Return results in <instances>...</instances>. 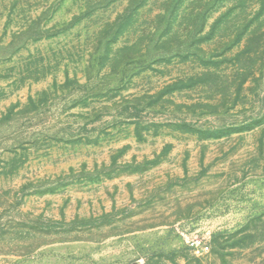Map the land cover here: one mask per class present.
Here are the masks:
<instances>
[{
	"label": "rangeland",
	"instance_id": "1",
	"mask_svg": "<svg viewBox=\"0 0 264 264\" xmlns=\"http://www.w3.org/2000/svg\"><path fill=\"white\" fill-rule=\"evenodd\" d=\"M0 264H264V0H0Z\"/></svg>",
	"mask_w": 264,
	"mask_h": 264
},
{
	"label": "built area",
	"instance_id": "2",
	"mask_svg": "<svg viewBox=\"0 0 264 264\" xmlns=\"http://www.w3.org/2000/svg\"><path fill=\"white\" fill-rule=\"evenodd\" d=\"M204 250H208V248L207 247H205V248H203Z\"/></svg>",
	"mask_w": 264,
	"mask_h": 264
}]
</instances>
